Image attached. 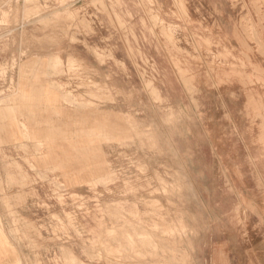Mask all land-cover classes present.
Returning a JSON list of instances; mask_svg holds the SVG:
<instances>
[{
	"label": "rangeland",
	"instance_id": "1",
	"mask_svg": "<svg viewBox=\"0 0 264 264\" xmlns=\"http://www.w3.org/2000/svg\"><path fill=\"white\" fill-rule=\"evenodd\" d=\"M21 1L0 0V109L27 117L18 84L60 95L0 160V227L27 264H262L264 0H177L168 15L156 0H23V12ZM52 14L66 35H95L106 16L123 41L86 45L83 60L25 45L21 61L17 32L45 34ZM213 84L248 101L216 139V98L197 89Z\"/></svg>",
	"mask_w": 264,
	"mask_h": 264
},
{
	"label": "crops",
	"instance_id": "2",
	"mask_svg": "<svg viewBox=\"0 0 264 264\" xmlns=\"http://www.w3.org/2000/svg\"><path fill=\"white\" fill-rule=\"evenodd\" d=\"M159 6V9L162 13L168 15V14H175L179 11L178 5L179 2L177 0H156ZM228 3V1H223V4ZM230 3V2H229ZM231 8L233 7V4H228ZM53 7H56L55 5H52ZM187 8H190V4H186ZM194 6V5H193ZM132 11H134V8L130 6ZM218 7V5H217ZM19 9H21V12L25 9L24 7V1H21V4H19ZM64 10H60V13H64ZM69 12H74L73 8H69ZM122 12V11H121ZM55 14L49 15L45 18H43L46 21H53L51 23L52 25L49 26L45 34L41 35L39 30L40 26L33 25L31 28H27V36H23V31L17 32L15 39L16 44L12 47V51L14 53H18V56L22 55V52L24 50V46L26 45L33 46L32 50H36L38 54V49H49V51L52 52H63V56L68 59L70 55H72L74 58L78 60H83L88 55V49L87 46H94V45H109L112 44H119L120 40L123 41L122 35L118 32L115 33V20L113 22L109 21L108 18L101 17L97 21V24L95 26L96 33L95 35H88L87 32L84 30L76 31L73 29V34L69 33L66 35L63 30L66 31L68 29L69 25L65 26L61 23L57 22L55 18ZM50 17V18H49ZM68 17L67 15L65 16ZM48 19V20H47ZM50 19V20H49ZM177 22V21H176ZM175 22V23H176ZM23 24V23H22ZM77 24H70V27H76ZM42 29H45L44 27H41ZM102 30H105L102 32ZM76 31V32H75ZM109 34H106L108 33ZM104 33L107 35L105 37ZM36 42V43H35ZM108 42H110L108 44ZM34 46H37V49L34 48ZM46 55V54H42ZM49 57L51 56L50 54ZM57 55V54H56ZM90 55V54H89ZM115 55V54H114ZM59 57L60 56H55ZM115 58L119 61L124 60V57L115 55ZM21 56V61L22 60ZM110 69V68H109ZM108 71V70H106ZM19 69L17 70V77L19 78ZM198 91L200 93H207V94H214L213 101H210V107L207 112V119L209 121V126L213 128V131L211 134H213V139H216V131H221L220 125L221 124H228V117L229 119H232L236 117L239 113H242V109H245L247 105V100L243 97L246 92L239 88V86L235 85H209L208 87L199 86L197 87ZM239 89V90H238ZM17 92L20 94L18 96L19 102L17 103L16 109L21 111L23 116H27L26 118L20 119L18 117L17 122L13 121V116L8 110H4L3 108L0 109V160L2 158V155H7L9 151H12L13 146H17L19 144L26 143L25 136L30 137L31 135H34V131H36V124H40V122H44L49 120L48 116L44 113L45 111L43 109H49L52 110L56 107V109L59 106L60 102V95L52 92L51 90H47L43 86H33L28 83L24 84H18ZM239 93L240 96L238 98H235L233 100L232 94ZM21 101V102H20ZM239 106L240 112L237 111ZM68 108H64L63 113L64 114V132L67 134L71 131V128H69V125L72 124L71 119H69L67 114ZM234 111V112H233ZM236 111V112H235ZM225 118V123H221V121ZM23 120V121H22ZM81 124L86 123L84 117L79 118ZM17 123V125L15 124ZM23 124L27 128H29L28 134L27 131L23 129ZM230 125V124H229ZM222 132V131H221ZM222 134V133H220ZM67 145H64V151L62 157L64 158V164L65 166H70V162L66 163V159L68 156H70V151L67 149ZM69 152V153H68ZM60 155V156H61ZM75 156V155H74ZM5 168L0 164V176L1 178H5ZM261 205H264V203H261ZM3 212H2V204H1V198H0V220H3ZM1 224V223H0ZM262 242L264 244V234L261 235ZM219 250L226 251V249L229 247L228 242L224 241L219 246ZM217 252V251H216ZM261 252V260L262 264H264V246H262ZM24 250H22L18 244L13 240L10 239L8 234V229L6 227H0V264H27V262L24 260Z\"/></svg>",
	"mask_w": 264,
	"mask_h": 264
},
{
	"label": "bare ground",
	"instance_id": "3",
	"mask_svg": "<svg viewBox=\"0 0 264 264\" xmlns=\"http://www.w3.org/2000/svg\"><path fill=\"white\" fill-rule=\"evenodd\" d=\"M66 1V0H65ZM26 9V8H25ZM66 10V9H65ZM67 11V10H66ZM152 11V10H151ZM64 14H66L65 12H64ZM116 15V14H115ZM59 17V16H58ZM50 18V17H49ZM48 20V19H47ZM50 20V19H49ZM116 21H117V18H116ZM22 22V21H21ZM39 22V21H38ZM121 26V25H120ZM122 27V26H121ZM151 32V31H150ZM163 32H165V31H163ZM164 35V34H163ZM6 36V35H5ZM169 37V36H168ZM171 37V36H170ZM36 43V42H35ZM164 194V193H163ZM113 213V212H112ZM184 228V227H183ZM150 238V237H149ZM113 239V238H112ZM138 241V240H137ZM147 241V240H146ZM151 243L152 242H154V241H152V240H149ZM131 242V241H130ZM154 243H152V246L154 247V245H153ZM156 246V245H155ZM138 248V247H137ZM155 248V247H154ZM118 249V248H117ZM135 249V248H134ZM141 254V253H140ZM115 259V258H114ZM105 260V259H104ZM107 260V259H106Z\"/></svg>",
	"mask_w": 264,
	"mask_h": 264
}]
</instances>
